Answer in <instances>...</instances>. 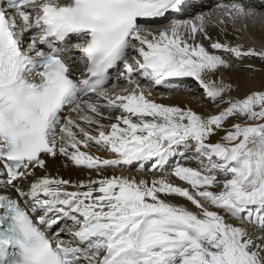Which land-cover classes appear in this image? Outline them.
Wrapping results in <instances>:
<instances>
[{"label": "snow or ice", "instance_id": "snow-or-ice-1", "mask_svg": "<svg viewBox=\"0 0 264 264\" xmlns=\"http://www.w3.org/2000/svg\"><path fill=\"white\" fill-rule=\"evenodd\" d=\"M184 6L0 0V264H264V88L231 78L264 48L203 14L153 29ZM185 78L211 110L155 96Z\"/></svg>", "mask_w": 264, "mask_h": 264}, {"label": "bare ground", "instance_id": "bare-ground-1", "mask_svg": "<svg viewBox=\"0 0 264 264\" xmlns=\"http://www.w3.org/2000/svg\"><path fill=\"white\" fill-rule=\"evenodd\" d=\"M221 1H223V2H221ZM235 2L256 3V0H200V2L198 3V6L190 8L187 17L176 16V17H174V20H177V19H195L196 16L201 15V14L209 16L211 18L212 22L207 24L206 27L213 34V37L217 38L218 29L215 26L216 22L220 19H224L228 25L229 35H228L227 39H229L230 41H232L234 43H240V44L244 45L245 47H253L255 49H257L258 47L264 48V34H263L264 11L258 10L251 17H249L247 19H238L236 22H234L236 24H240V25L245 24L246 25L247 31L249 32L248 35L252 36L250 38H247L241 32V30H239V28L233 29L231 27L230 20L225 15L224 16L222 15L223 11L227 7H224V8L217 7V5L230 6L232 3H235ZM225 13L226 12H224V14ZM168 22H170V20H167L165 22L158 23V24H153L151 26L153 27V29L158 30L160 26L165 27V25L168 24ZM237 36L239 37V39H237ZM220 38L224 39V37H220ZM235 39H237V40H235ZM205 43H207V42H205ZM243 64H245V65L254 64L257 68V71L250 72L247 69L240 67L239 65L235 69L232 70L231 78H232L233 85L238 86V88H239L238 94L242 95L243 92H245L249 89L264 88V62H261L259 59H254V60H245V61H243ZM242 68L244 70H242ZM237 69H238V72H235V70H237ZM245 70L247 71V73L245 75H243L242 73ZM247 74L248 75L250 74L249 77H251V78L247 77ZM217 79H219V78L217 77ZM196 83L189 86L191 88V92H189V91H178L179 92L178 98L177 97L176 98L169 97L168 94L164 92V90L156 91L154 94L157 97L164 95V97H165L164 102H166V103H177V101H183L185 99L184 102L189 103L191 107L199 108L200 106L207 104V103L206 102H203V103L198 102L200 100V97L203 96V91L200 88L199 84L198 83L196 84ZM184 84H186V83H184V80H183V85ZM185 88H187V87H185ZM198 89H199V91H198ZM197 92H199V95L194 97L193 93H197ZM175 96H177V95H174V97ZM192 103L196 104V105H192ZM217 139H218V137H217ZM92 151L96 152V149L93 148ZM56 167L59 168L60 173L66 177L71 176L73 179H75L77 176L82 175L78 170L62 168L60 161L57 162ZM121 172H123V174H125V175H134L137 178H139L142 175V173H140L139 171L135 172V170H134L135 173H131V172H129L128 168L126 170L124 168H118L115 170V174H117V175L121 174ZM146 175H148L150 178V173H148Z\"/></svg>", "mask_w": 264, "mask_h": 264}, {"label": "rangeland", "instance_id": "rangeland-1", "mask_svg": "<svg viewBox=\"0 0 264 264\" xmlns=\"http://www.w3.org/2000/svg\"><path fill=\"white\" fill-rule=\"evenodd\" d=\"M168 25H170V24H166L165 25V27H167ZM259 50V49H258ZM245 69V68H244ZM243 68H242V70H244ZM235 72H238V69L237 70H235ZM241 72V71H240ZM247 73V71L245 70L242 74L243 75H245ZM241 74V73H240ZM250 76V74L248 75L247 74V77H249ZM245 77V76H244ZM184 83H186V84H184L183 86L184 87H189V86H191V85H193V84H195L196 83V81L195 80H193L192 78H185L184 79ZM197 84V83H196ZM259 89V88H258ZM159 90H164L163 88H161V89H159ZM159 90H157V91H159ZM196 90V89H195ZM198 91H199V89H198ZM178 93L179 92H176V93H174V94H171V96L170 95H168L169 97H173V98H178L179 96H178ZM198 94H199V92H197ZM244 93V92H243ZM242 93V94H243ZM174 95H177V96H175L174 97ZM180 95V94H179ZM185 101V99L183 100V101H177V102H184ZM192 105H196V104H193L192 103ZM202 107H207V108H209V110H211V108L209 107V105L208 104H204V105H202V106H200L199 108H194L195 110H197V111H201V108ZM128 170H129V172H131V173H135L136 171H138L137 170V166L134 164L133 166H131L130 168H128ZM134 170H135V172H134Z\"/></svg>", "mask_w": 264, "mask_h": 264}]
</instances>
